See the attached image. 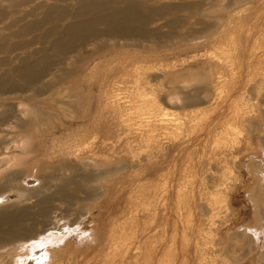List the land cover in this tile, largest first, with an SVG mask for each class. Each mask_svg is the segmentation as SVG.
Instances as JSON below:
<instances>
[{
	"label": "rangeland",
	"instance_id": "374dc122",
	"mask_svg": "<svg viewBox=\"0 0 264 264\" xmlns=\"http://www.w3.org/2000/svg\"><path fill=\"white\" fill-rule=\"evenodd\" d=\"M1 12L0 264H264V0Z\"/></svg>",
	"mask_w": 264,
	"mask_h": 264
},
{
	"label": "bare ground",
	"instance_id": "6f19581e",
	"mask_svg": "<svg viewBox=\"0 0 264 264\" xmlns=\"http://www.w3.org/2000/svg\"><path fill=\"white\" fill-rule=\"evenodd\" d=\"M244 1V0H243ZM241 0V2H243ZM240 2V1H239ZM130 7V6H129ZM119 9V8H118ZM3 13L1 12L0 15H2ZM118 15H123L122 11L121 12H118ZM118 19V18H117ZM119 21V19L117 20ZM76 24H73L72 26L69 25L68 26V29H66L67 31H70L72 30V28L75 26ZM107 25V24H106ZM120 32L122 31L119 30ZM20 68V67H19ZM33 69V68H32ZM23 70V68H22ZM17 71V70H16ZM213 76V75H212ZM149 94V92H146V93H141L139 96L141 97V106H144L142 107V111H143V115L145 116H148L147 114H151L149 113L151 110H152V107H154L156 104L154 103V99L155 98H147V99H144V97ZM163 110V109H162ZM159 111V110H158ZM154 116V115H152ZM159 117V121L160 123H156L155 125L153 123H151V117L148 116L147 118V124L148 126L151 128H153V131H154V128H157L159 125H162L163 123L167 126V125H170L172 124L173 125V128L177 129V128H180L179 127V120L175 115L172 116V114L168 111H161L160 113H158L157 115ZM156 116V117H157ZM174 121H177L178 124H173ZM186 122V121H185ZM174 129L172 131V134H176L174 132ZM181 129V128H180ZM180 132V131H179ZM181 133V132H180ZM171 134V133H170ZM4 211H2L0 213L3 214ZM9 217V216H8ZM31 254L28 255L24 260L21 258V261H17L15 262V264H45L46 261H48V259H50V255H51V251L49 249H43V250H40V249H35V250H32L30 252Z\"/></svg>",
	"mask_w": 264,
	"mask_h": 264
}]
</instances>
